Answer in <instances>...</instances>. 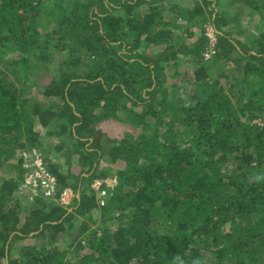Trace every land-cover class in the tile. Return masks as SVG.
<instances>
[{
    "label": "trees",
    "instance_id": "obj_1",
    "mask_svg": "<svg viewBox=\"0 0 264 264\" xmlns=\"http://www.w3.org/2000/svg\"><path fill=\"white\" fill-rule=\"evenodd\" d=\"M230 2L0 0V264H264V0ZM32 147L68 209L18 198Z\"/></svg>",
    "mask_w": 264,
    "mask_h": 264
},
{
    "label": "built area",
    "instance_id": "obj_2",
    "mask_svg": "<svg viewBox=\"0 0 264 264\" xmlns=\"http://www.w3.org/2000/svg\"><path fill=\"white\" fill-rule=\"evenodd\" d=\"M204 36L207 38L206 48L201 55L203 60H209L215 53V30L211 24H205ZM23 178L18 186V198L26 202H32L36 198L53 200L57 205L68 209L75 193L70 187L63 188L57 193V180L55 175L48 169L42 153L36 147L27 148L20 152ZM105 183L106 187H102ZM115 184V178L105 180L94 179L91 188L95 190L100 205L104 203L107 188Z\"/></svg>",
    "mask_w": 264,
    "mask_h": 264
},
{
    "label": "rangeland",
    "instance_id": "obj_3",
    "mask_svg": "<svg viewBox=\"0 0 264 264\" xmlns=\"http://www.w3.org/2000/svg\"><path fill=\"white\" fill-rule=\"evenodd\" d=\"M172 2H175V0H171ZM184 3L185 2H188V0H182ZM219 6L221 7V9H223L224 11H226V12H228L229 14H233V12L234 11H236V10H238V9H240V5L239 4H235V3H232V2H230V0H219ZM164 15H166V16H169V17H166L165 16V18L166 19H168L169 20V18L170 19H173L174 17H172L173 15L172 14H170V13H164ZM257 18L255 17L253 20L250 18V17H247V16H245V17H242L241 18V24H242V26L243 27H246L247 29H245V30H247V31H245V33H252V32H254V33H258L257 31L258 30H255L253 27H252V24H254V21L256 20ZM182 22L184 21L183 19L181 20ZM258 22V21H257ZM184 23V22H183ZM261 27V29L264 31V25H261L260 26ZM161 47L162 46H158V47H155L153 50H159V49H161ZM61 57V56H60ZM60 57H58V56H56L55 57V62H54V64H57L60 60H61V58ZM180 65V66H179ZM178 66H179V74H181V73H183L182 71H183V68H185V67H187L188 66V64L185 62V60L183 59V60H181L180 62H179V64H178ZM44 78H48L47 77V75H41L40 77L38 76L37 77V85L36 86H38V87H40V86H42V84H45V82H44ZM167 80H168V83H172L173 81H175V79L174 78H172L171 76H168V78H167ZM33 88V87H32ZM31 93V88H27L26 90H25V93L23 94V95H27V93ZM111 131V130H110ZM113 132V131H112ZM112 132H110V133H112ZM113 134V133H112ZM55 142H57L54 138H49V137H47V138H45L44 140H43V142H42V148H44V149H46L48 146H49V151H50V147L53 145V144H55ZM39 149V148H38ZM39 151L41 152V150L39 149ZM48 151V155L47 156H49L50 157V162H54L55 161V163H57V164H59V166H60V168L61 169H66V160H67V157L65 156H60V155H56V153L53 151V150H51L50 152ZM42 153V152H41ZM42 155H43V153H42ZM43 157H44V155H43ZM71 163H73V164H76V158L75 157H73L72 159H71ZM111 169V168H110ZM30 203V202H29ZM82 218L80 217V220H81ZM29 240H24L23 241V243L24 242H28ZM67 241V239L65 238V237H62V242H66ZM22 243V242H21Z\"/></svg>",
    "mask_w": 264,
    "mask_h": 264
},
{
    "label": "clouds",
    "instance_id": "obj_4",
    "mask_svg": "<svg viewBox=\"0 0 264 264\" xmlns=\"http://www.w3.org/2000/svg\"><path fill=\"white\" fill-rule=\"evenodd\" d=\"M75 197V196H74Z\"/></svg>",
    "mask_w": 264,
    "mask_h": 264
}]
</instances>
